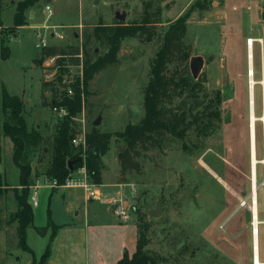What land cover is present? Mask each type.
Wrapping results in <instances>:
<instances>
[{"label":"rangeland","instance_id":"obj_1","mask_svg":"<svg viewBox=\"0 0 264 264\" xmlns=\"http://www.w3.org/2000/svg\"><path fill=\"white\" fill-rule=\"evenodd\" d=\"M23 1L0 0V36L11 49L10 58L0 61V80L9 94L19 98L28 131L43 139L36 146H27L22 163L36 162V169L43 172L51 162L52 142L63 118L52 107L55 89L44 83L37 32L48 35L50 47L71 52L81 46L96 59L106 53L107 46L96 38L95 29L115 24L116 13L126 14V23L141 21L146 15L157 22L150 27L151 36L126 38L118 56L120 63L97 73L89 83L84 108L77 115L75 138H79L94 127L113 133L140 123L145 115L142 91L150 80L151 62L161 50L169 27L187 16L182 40L191 58H204L198 79L210 93L205 106L219 91L222 119L207 138L191 129L183 139L168 137L162 148L140 159L142 171L127 177V183L137 189L129 205L130 214L150 264H252L251 213L240 206L251 194L247 45L249 38L254 40L255 114L260 119L264 117V0H38L25 12V26L17 28L14 17ZM47 5L53 9L49 18ZM45 25L57 26L60 37L53 36L54 30L45 29ZM188 65L191 72L190 61ZM99 118L102 123L95 126ZM5 121L1 113L0 136ZM263 127L258 121L259 160L264 155ZM115 140L121 139L110 142L107 171L112 169ZM3 141L0 164L11 182L13 169H19L13 160L11 139L5 137ZM263 173V166L258 165V184ZM258 200L259 218L263 220V189ZM158 208L160 215H151ZM38 213L40 216V210ZM0 223V232L8 229L5 239L0 236V250L5 246L13 263L32 262L31 255L19 247L12 224L7 220ZM259 245L260 261H264L263 232Z\"/></svg>","mask_w":264,"mask_h":264},{"label":"trees","instance_id":"obj_2","mask_svg":"<svg viewBox=\"0 0 264 264\" xmlns=\"http://www.w3.org/2000/svg\"><path fill=\"white\" fill-rule=\"evenodd\" d=\"M37 2L38 0H24L18 5V11L14 17L17 28L25 26V12ZM186 18L187 16L181 17L169 27L161 50L151 62L150 80L142 91L145 112L143 119L139 124H130L120 132L104 133L94 127L91 132L85 134L88 147L85 153L82 148L76 149L72 144V140L78 134L74 119L82 109V91L74 85L75 94L69 97L65 91L52 87L55 89L52 107H64L68 110V115L63 118L52 142L51 162L45 172L51 181H56L58 186H64L75 171L85 168L89 182L94 185L102 184L104 168L102 158L108 152L111 140L116 138L123 140L126 144L118 156L121 166L119 179L120 182L126 183L129 174L142 171L140 159L149 151L162 148L168 137L183 139L189 130L196 129L199 135L207 138L216 131L222 119L220 110L222 96L219 91L214 92L213 98L205 106L210 93L202 86L199 79H193L188 65L191 53L182 40V34L186 31ZM156 23H153L151 17L146 15L141 21L133 23L117 21L113 25L96 27L95 36L107 46V51L96 59H93L88 51H83L86 98L89 83L95 75L120 63L118 56L122 42L126 38H134L139 34L151 36L153 33L150 27H154ZM78 52L79 48L68 52L65 48L54 46L44 49L41 56H67ZM10 56L11 49L6 44L5 38L0 36V61L7 60ZM181 68H183L182 71H180ZM201 94L204 98H201ZM1 113L7 119L3 124V136L9 137L13 143V160L19 169V183L22 187L21 193L18 190L15 192L18 210L11 216L9 222L18 223L19 247L25 252H31L26 242V230L34 224V211L29 203L33 166L31 163L23 164L22 159L27 146H36L43 139L36 132L28 131L19 98L9 94L0 80ZM77 150L79 152L75 153ZM58 229L49 211L47 225L37 228V231L43 236L52 230L54 235ZM142 247V244L138 243L137 252L133 256L125 254L119 264L152 263L143 255ZM50 248L51 246H48L38 264H46Z\"/></svg>","mask_w":264,"mask_h":264},{"label":"crops","instance_id":"obj_3","mask_svg":"<svg viewBox=\"0 0 264 264\" xmlns=\"http://www.w3.org/2000/svg\"><path fill=\"white\" fill-rule=\"evenodd\" d=\"M249 100L252 101L250 94ZM4 138L1 136V146ZM114 142L116 152L113 156L112 169L106 170L108 161L105 154L102 158L104 164L102 184L96 185L95 199L89 198L85 190L77 184L83 179L88 180L84 168L71 175V179L68 180L70 184L55 187L45 172L36 169L37 163H31L33 173L30 179L29 203L34 211V224L26 230V242L31 251L27 253L33 260L24 264L39 263L48 246L51 248L46 264H119L125 254L133 256L136 253L138 227L135 219L131 216L128 222H121L114 214L111 205L114 199L119 198L125 199L130 205L137 190L131 183L120 182L121 166L118 156L124 150L125 143L123 140H120L121 143L116 140ZM4 169L0 164V221L7 220L8 224H12L16 235L18 223L9 221L18 210L15 192L22 191L19 183L20 172L13 169V180L9 182L4 175ZM36 192L38 205L35 207L31 197ZM49 211L52 221L59 229L54 235L53 231L49 230L42 236L37 228L47 225ZM7 230V228L1 230L2 239H5ZM8 254L4 246L0 250V264H20L11 262Z\"/></svg>","mask_w":264,"mask_h":264},{"label":"built area","instance_id":"obj_4","mask_svg":"<svg viewBox=\"0 0 264 264\" xmlns=\"http://www.w3.org/2000/svg\"><path fill=\"white\" fill-rule=\"evenodd\" d=\"M45 14H47L48 18L53 14V9L51 5H47L45 7ZM45 29L54 30L53 36L60 37L57 26L45 25ZM52 35V34H51ZM36 38V48L41 52L44 49L49 48L50 41L48 39V35L42 31H38L35 35ZM250 42V39L248 43ZM250 45H248L249 47ZM79 52L75 55H57L51 57H40L41 60V68L44 72V83L50 86L55 87L59 91H65L69 97H72L75 94L74 85L78 86V88L82 91V107L84 108L86 102V96L84 94V52L82 47H78ZM250 73V71H249ZM254 84L250 81V87L252 88ZM59 100V98H57ZM54 112L58 114L61 118H64L68 115V110L64 107L53 108ZM78 122V118L74 119ZM81 123H83V127H85V120L82 119ZM85 132L81 137L75 138L72 140V144L74 147L82 148L84 153L88 149ZM258 165H262L264 169V155L263 158L259 160ZM257 165V166H258ZM85 171V168H84ZM86 173V171H85ZM87 176V175H86ZM71 181V180H70ZM70 184L67 181L66 184ZM53 186L57 187V182L53 181ZM77 184L82 187L87 193L88 197L91 199H95L97 197L96 185L92 184L88 180L83 179ZM258 192L260 189L264 190V173L263 180L261 184H258ZM33 206L38 205V197L37 192L34 193L31 197ZM114 214L121 222H128L131 219L130 214V206L127 204L126 200L123 198L114 199L111 203ZM242 208H247L251 213V235H252V264H264V261H260V245L259 239L261 233H264V219L261 220L259 218V200L258 195L256 194L255 182L252 178L251 180V194L249 199L241 202L240 205Z\"/></svg>","mask_w":264,"mask_h":264},{"label":"bare ground","instance_id":"obj_5","mask_svg":"<svg viewBox=\"0 0 264 264\" xmlns=\"http://www.w3.org/2000/svg\"><path fill=\"white\" fill-rule=\"evenodd\" d=\"M260 42H263L260 40ZM250 45L248 47V59H249V76H250V81L252 82L253 87H250V96L254 95V86L256 85L255 81V72H254V63H253V46H254V40L250 39V42L248 43ZM247 45V46H248ZM262 84V83H261ZM255 105V96L254 98L252 97L251 103ZM254 105H252V113H251V121H250V163H251V180L253 178L255 182V189H256V194L258 195V186H257V165L259 162V159L257 158V122L260 121L263 123L264 126V117L262 118H257V116L254 113ZM263 145H264V127H263Z\"/></svg>","mask_w":264,"mask_h":264},{"label":"water","instance_id":"obj_6","mask_svg":"<svg viewBox=\"0 0 264 264\" xmlns=\"http://www.w3.org/2000/svg\"><path fill=\"white\" fill-rule=\"evenodd\" d=\"M126 17H127L126 14L116 13V18H117L118 21H122L123 22V21L126 20ZM204 66H205V60H204L203 57L195 56V57L191 58V60H190V70H191V74H192L193 79H195V80L198 79V77H199L200 73L202 72ZM100 124H101V119L99 118L94 123V125L95 126H99ZM160 213H161V211L158 208L157 210L152 211L151 215L158 216V215H160Z\"/></svg>","mask_w":264,"mask_h":264},{"label":"flooded vegetation","instance_id":"obj_7","mask_svg":"<svg viewBox=\"0 0 264 264\" xmlns=\"http://www.w3.org/2000/svg\"><path fill=\"white\" fill-rule=\"evenodd\" d=\"M247 75H248V77H249V89H250V76H249V67H248V70H247ZM254 78V77H253ZM258 81V80H257ZM259 82H260V80H259ZM254 89V95H252V97L254 98V96H255V88H253ZM252 105H254V101H253V103H251L250 102V109H251V113H252ZM254 113H255V105H254ZM256 115V114H255Z\"/></svg>","mask_w":264,"mask_h":264}]
</instances>
